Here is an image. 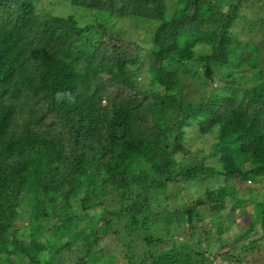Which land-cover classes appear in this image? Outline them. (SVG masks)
Masks as SVG:
<instances>
[{"label": "trees", "instance_id": "1", "mask_svg": "<svg viewBox=\"0 0 264 264\" xmlns=\"http://www.w3.org/2000/svg\"><path fill=\"white\" fill-rule=\"evenodd\" d=\"M67 1L58 14L0 0V264H213L191 242L210 244L215 227L227 245L223 212L250 202L259 215L236 243L264 239V32L258 43L233 28L255 3ZM259 1L249 29L264 30ZM136 18L149 21V88L137 81L141 39L120 23ZM200 125L215 139L191 149L187 128Z\"/></svg>", "mask_w": 264, "mask_h": 264}, {"label": "rangeland", "instance_id": "2", "mask_svg": "<svg viewBox=\"0 0 264 264\" xmlns=\"http://www.w3.org/2000/svg\"><path fill=\"white\" fill-rule=\"evenodd\" d=\"M252 1L253 4L252 8L244 7L242 10L243 15L245 16L244 18H240L234 25V30L238 32L242 37L248 38L250 40H256L258 43L262 42L260 39L263 35L264 30L261 29L260 23L258 28L256 27H250L249 29V20H254L256 18L255 11L257 10L256 4H259V0H250ZM39 2V7L38 10L44 11V10H51L54 11L55 13L58 14H68L71 13L73 10L71 7L67 4V0H38ZM75 10H78L75 12L78 16V20L81 23H86V22H91V20H94L92 17V12L90 9H85L82 7L75 8ZM87 12V13H85ZM74 13V14H75ZM142 22L138 23L137 21ZM126 21V22H125ZM121 21L122 26L125 29V33L123 36L131 40H140L141 39V45L144 47V50L141 51V61L139 65H137V68L139 70L137 74V81L138 83L143 86V87H151V79H150V73L148 70L149 66V58L147 56V49L148 46L151 45V34L146 33L147 29L144 24L149 23V21L142 19V18H136V19H130V20H125ZM140 24V25H139ZM144 39V40H143ZM197 47H200L198 45ZM193 91L194 86L190 87V91ZM199 95V94H197ZM200 126H191L187 128V134H186V144L188 147L191 149H207V147L214 141L215 137L214 134L207 131L206 129L204 131L200 130ZM212 161V160H211ZM217 160H213V162H216ZM212 162V163H213ZM250 182V181H249ZM225 180L220 179L218 182H213L209 184L207 183H197L194 185H190L187 188H184L182 190V196H184L185 200H190L194 199V197H197L200 195L202 189L207 186H215L218 184H224ZM250 185L252 182L249 183ZM258 186V185H257ZM179 189L174 190V192H177ZM173 192V191H171ZM249 192V191H248ZM243 193L242 191L240 192ZM98 196V195H96ZM111 196V195H108ZM181 197V196H180ZM110 198V197H108ZM181 202V199L179 197L175 198V202ZM117 206V205H116ZM227 211L226 209L223 212V224H224V229L225 232L223 233L224 239H226V244L225 246H221L223 242L217 241L219 232L218 230H214L215 227H213V230L211 231L210 234H208V238H213V240H210V244L208 243V240L206 238V235H202L200 238H195V241L191 242V245L194 247L192 258L197 259V260H205L208 257L213 260V264H264V239H259L256 240V242H252V247L244 251L241 248V244L236 243L237 239H241V236L244 232L245 229L251 219V213L256 215L258 217L259 215V208L257 205L253 202L247 203L245 206L239 207L235 210V212L232 215L227 216ZM200 217L206 220V224L208 226L211 225V219L214 221H218L217 219L219 218V215L217 212H214L210 209H207V207L200 208ZM225 215V216H224ZM183 216H178V220H180ZM216 219V220H215ZM229 225V227H228ZM120 226V225H119ZM123 226V225H121ZM186 229H188V223L185 224ZM127 231H124L126 233ZM261 233V228L258 227L256 231L251 232L250 235L248 234L245 237L251 236L250 239L254 238L256 235H259ZM188 233H183L177 237L179 239H184L188 237ZM243 239V238H242ZM217 241V242H216ZM250 242L248 239L246 240ZM109 249H113L115 252L117 249L120 247L115 246L114 244H110L108 247ZM206 248H208V251H206ZM231 250L233 253L238 254V255H244V260L243 261H238L236 259L230 258L225 255V251ZM78 256L76 254L73 255V259L76 260ZM121 262V261H120ZM202 264V263H199Z\"/></svg>", "mask_w": 264, "mask_h": 264}]
</instances>
